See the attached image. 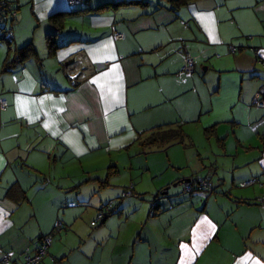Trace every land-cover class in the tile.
Returning <instances> with one entry per match:
<instances>
[{"label":"crops","instance_id":"crops-1","mask_svg":"<svg viewBox=\"0 0 264 264\" xmlns=\"http://www.w3.org/2000/svg\"><path fill=\"white\" fill-rule=\"evenodd\" d=\"M6 1L0 264L46 235L41 264H264V0ZM158 129L182 131L170 177L140 156Z\"/></svg>","mask_w":264,"mask_h":264},{"label":"built area","instance_id":"built-area-1","mask_svg":"<svg viewBox=\"0 0 264 264\" xmlns=\"http://www.w3.org/2000/svg\"><path fill=\"white\" fill-rule=\"evenodd\" d=\"M68 6L71 8L83 6L85 3V0H67ZM10 7L7 1L5 0H0V16L9 14L12 19L16 18V12L14 11H9ZM9 11V13H8ZM13 35V34H12ZM117 39H121L122 35L121 34H116ZM231 53H236L237 48L235 47H230ZM263 66H264V60H261ZM195 65L196 61L195 58L192 57L188 51L185 53L184 57V67L181 71V74L184 75H191L195 71ZM253 104L256 105L257 107L264 109V85L263 87L259 90V92L255 95ZM8 107V102L6 99L0 97V111H5ZM195 185L197 190H202V191H210L211 190V185L202 180H195ZM193 188L190 186H187L184 190V192H192ZM133 194L131 192H128L126 196H132ZM259 202L264 203V198L260 199ZM108 206L112 207V203H110ZM107 206V207H108ZM105 208V207H103ZM103 215H100L98 219H101ZM153 216V214H152ZM52 244V237H44L42 239V243L40 247L35 251L31 252L30 250H26L25 253L23 254V261L21 264H41L44 259L49 256V250ZM2 264H13L14 260L12 257V254H6L2 260Z\"/></svg>","mask_w":264,"mask_h":264},{"label":"trees","instance_id":"trees-1","mask_svg":"<svg viewBox=\"0 0 264 264\" xmlns=\"http://www.w3.org/2000/svg\"><path fill=\"white\" fill-rule=\"evenodd\" d=\"M6 1V0H5ZM190 1L192 0H173V3L176 5V6H182V5H186L188 4ZM79 7H85L86 9H89L90 6L87 5V0H85V3L83 6H79ZM107 6H102V7H99L97 10L99 9H103ZM10 12L12 10H9ZM8 11V13H9ZM9 15V14H8ZM7 16V14L5 15H2L0 16L1 17H5ZM10 16V15H9ZM12 19V18H11ZM16 19V18H15ZM15 19H12V21H14ZM7 34H9L11 37L13 36L12 34V30L9 31L7 27H4L2 28V31L0 32V44L1 42H7L8 43V47L11 46V37L8 39L7 38ZM48 42H49V47H50V51L51 53L54 52V50L56 49V46H55V40L53 37H50L48 39ZM34 52L33 49H31L30 46H27L23 49H20L16 52V55H15V58L13 61H9V62H6V64L4 65V70H9L11 68H13L14 65H16L17 63H21L23 62L24 60H26L30 54ZM183 139V135H182V131L181 129L178 130H173V129H170V130H163V129H158L156 132L152 133L150 135V137H148L145 141H144V144L143 146L146 147V148H150V147H154L156 145H164V144H168V143H171V142H176V141H181ZM110 169H113V167H111ZM197 180V179H196ZM9 196L14 198V200L20 202L21 200H23L25 197L24 193H20L16 188H12L10 189V192H9ZM157 207H155V205L152 206V211H151V215H155V211L157 212ZM52 237L53 235H46V236H43L39 242V246L35 249V250H30L31 252H35L41 245L42 243V239L44 237ZM52 243H53V237H52ZM52 246V244H51ZM51 248V247H50Z\"/></svg>","mask_w":264,"mask_h":264},{"label":"rangeland","instance_id":"rangeland-1","mask_svg":"<svg viewBox=\"0 0 264 264\" xmlns=\"http://www.w3.org/2000/svg\"><path fill=\"white\" fill-rule=\"evenodd\" d=\"M5 46L8 45L7 42L4 43ZM146 140V139H145ZM143 142V141H142ZM174 146L177 145L176 147H179V148H170V149H167L168 145H156L154 147H150V148H147L144 150L143 154L140 155L143 157V159L146 160L147 157H149V161H151L152 165L154 166V168L158 167L160 170L161 173H163V175H165V177H170L171 175H173V170H168V171H165L166 170V166H167V163H168V156H170V153L173 152V151H179V153H181V149H183L182 146H179L177 144V141L176 143L173 144ZM141 147V146H140ZM175 149H179V150H175ZM171 151V152H170ZM142 153V151H141ZM184 153V151H182V154ZM185 154V153H184ZM129 159V158H128ZM171 159V158H170ZM138 161V160H137ZM140 161V160H139ZM128 164H129V161H127ZM129 166V165H128ZM191 171V168L189 169ZM177 172V171H176ZM183 180L182 178L179 179V181ZM145 184V183H144ZM146 185V184H145ZM182 187H183V184H180L178 185L177 187H172L171 189V193L172 192H177L178 193V196L180 195L181 196V193H182ZM183 195V194H182ZM135 197V196H134Z\"/></svg>","mask_w":264,"mask_h":264},{"label":"water","instance_id":"water-1","mask_svg":"<svg viewBox=\"0 0 264 264\" xmlns=\"http://www.w3.org/2000/svg\"><path fill=\"white\" fill-rule=\"evenodd\" d=\"M191 181H192L191 179L181 180L179 183L175 184L174 187H177L179 184H189L191 183Z\"/></svg>","mask_w":264,"mask_h":264}]
</instances>
